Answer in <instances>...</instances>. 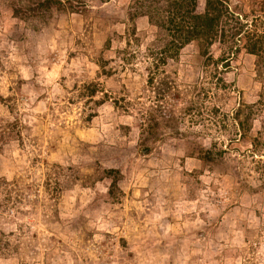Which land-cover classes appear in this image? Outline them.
<instances>
[{"label": "rangeland", "instance_id": "obj_1", "mask_svg": "<svg viewBox=\"0 0 264 264\" xmlns=\"http://www.w3.org/2000/svg\"><path fill=\"white\" fill-rule=\"evenodd\" d=\"M138 1L0 0V264H264V50Z\"/></svg>", "mask_w": 264, "mask_h": 264}, {"label": "trees", "instance_id": "obj_2", "mask_svg": "<svg viewBox=\"0 0 264 264\" xmlns=\"http://www.w3.org/2000/svg\"><path fill=\"white\" fill-rule=\"evenodd\" d=\"M156 2L151 0L150 4ZM195 3L196 0H168V7L153 14L157 16L156 23L170 38L161 53L178 50L196 40L200 55L206 58L205 64L213 63L209 50L215 42L227 51L226 58L218 59L222 67H228L230 56L237 55L241 49L248 55L262 59L264 32L247 29L246 17L238 6L231 8L228 0H204L203 12L198 13ZM133 4L140 2L136 0ZM139 8L142 9L141 6ZM139 8L130 13V18L133 20L146 13L150 19V12L139 11ZM238 42L241 43L239 46Z\"/></svg>", "mask_w": 264, "mask_h": 264}]
</instances>
